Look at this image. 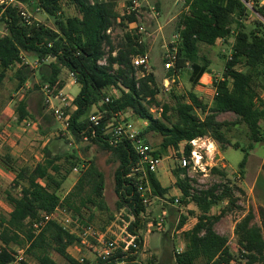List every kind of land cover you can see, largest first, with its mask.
<instances>
[{
	"label": "trees",
	"instance_id": "obj_1",
	"mask_svg": "<svg viewBox=\"0 0 264 264\" xmlns=\"http://www.w3.org/2000/svg\"><path fill=\"white\" fill-rule=\"evenodd\" d=\"M20 1L29 3V0ZM245 1L247 3L243 0H184L186 10L177 22V53H170L175 60L173 67L166 69L167 78L176 79L183 69L189 68L190 81L197 85L209 72L210 65L207 57L199 61L200 45L216 46L222 42L230 46L223 77L214 81L216 95L210 108L194 92L188 97L177 96L174 109L159 102L161 89L154 73L146 72L142 76L139 74L141 69L133 65L134 57L148 54L145 35L137 28H129V24L137 21L136 13L123 16L115 1L36 0L35 8L51 17L54 26L35 19L28 23L19 3L5 10L0 8V21L6 26L5 34L0 38V84L11 71L16 93L23 92L27 83L33 81L30 92L44 93V87L48 86L49 94L57 97L66 86V76H73L81 89L73 100L75 109H68L71 120L65 135L78 145L95 144L110 154L111 163L118 164L115 171L116 211L122 214L121 227H126L127 233L136 238L129 251L123 250V244L108 261L142 264L138 261L144 243L140 231L149 225L148 216L152 215L149 205L155 199L165 198L169 192L168 188L162 187L156 173L148 172L145 176L136 171L140 157L133 141L117 139L111 131L120 117L125 119L131 113L147 121L148 125L140 135L144 140L145 134L151 132L163 137L160 151L154 152L157 156L171 147L179 149L182 143H186L185 154L190 156L191 142L203 137L216 141L222 153L229 147L241 150L245 153L239 164L242 174L254 145L249 146L251 149H242L229 138V132L236 125H245L253 143L264 141V100L259 94L260 88L264 89V5L259 6L261 0H257L258 5H251V0ZM252 10L260 18L248 25L246 19ZM24 56L38 59L40 66L32 68L23 64ZM47 59L50 60L48 63ZM45 99L43 97L37 116H46ZM95 107L97 110L93 112ZM155 107L161 109L159 118L152 112ZM226 113H233L236 120L220 121L218 117ZM17 114L19 125L24 120L39 119L25 97L18 103ZM92 115L100 117L98 124L91 121ZM40 131L49 135L51 126H44L42 122ZM0 146H3L1 141ZM44 157L35 166H19L10 149L0 152V166L15 175L11 189L6 192L12 211L8 217L0 216V264L13 262L19 249H25L26 256L39 264H57L50 256L52 251L64 257L68 264H96L97 261L77 259L68 252L72 246H82L78 234L64 229L56 221H51L36 234L32 221L57 208H66L83 227L91 226L105 232L104 227L99 229L92 222L93 212L89 219L82 216L83 208L111 212L105 199V175L95 162L88 165L81 160L76 151L52 156L46 147ZM64 161L70 165L68 169ZM77 168H80V176L76 184L62 197L64 181ZM211 172L220 174L225 182L199 189L193 184L195 179L189 177L188 168L178 164L173 171L176 185L182 192L180 203L186 207L193 204L198 212L195 226L181 235L184 248L175 253V264H231L234 260L228 237L219 234L216 225L229 212L242 209L237 204L241 201L240 195L245 193L227 180V175L218 167L212 168ZM147 180L151 194L144 190ZM143 194L148 197L149 204L144 203ZM222 203L226 204L223 210L213 214V208ZM262 212L260 222H254L256 215L252 210L235 227L245 264H264L263 209ZM194 214L189 211V216ZM189 216L181 215L177 231L184 227ZM112 220L114 215L109 217L108 223ZM153 259L152 264H156V257ZM19 264L31 263L26 257Z\"/></svg>",
	"mask_w": 264,
	"mask_h": 264
},
{
	"label": "rangeland",
	"instance_id": "obj_2",
	"mask_svg": "<svg viewBox=\"0 0 264 264\" xmlns=\"http://www.w3.org/2000/svg\"><path fill=\"white\" fill-rule=\"evenodd\" d=\"M112 1L117 2V9L120 13H123L125 7L131 4V0ZM138 1L140 5H142V23L141 21H139V23L145 26L146 32L144 35L150 60V68L147 73H154L157 79L161 89L158 96L159 102L161 104H168L174 109L177 96L188 97L190 92L194 90V85L190 81L191 70L189 68L183 69L181 73L176 76V79H169L170 84L166 81L168 80V71L165 67V60L170 53H177V43L179 41L177 22L180 15L186 10L185 2L184 0ZM251 1V5H258L257 0ZM35 2L36 0H29V3L20 1L19 4H21L23 11L30 19H35L49 26H54V20L42 10L36 9ZM29 4H31V6ZM260 5H264V0L260 1L259 6ZM66 11L73 12V10L69 8H66ZM257 17L260 18L259 14L252 10L246 19L248 25L252 24ZM0 31L6 32V26L1 21ZM116 33H120V30H116ZM230 53V46L223 45L222 42L216 50L212 46L200 45L199 61L203 60L204 57L216 56L215 68L217 69L219 79H221V72L224 69L227 59H225V57H229ZM240 68L244 70L243 67ZM12 75L13 73L10 71L7 78L0 84V129H5L7 132L9 143H2L3 146H0V149L4 153L7 149L14 148L16 154L12 155V157L19 166H26V164L35 166L38 161L42 162L45 159V157L42 158V155L45 154L46 147H49L52 156H60L65 153L76 151L78 152L79 158L85 161L86 164L89 165L92 161L95 162L105 175V199L111 212L104 213L97 209L83 208L82 216L85 219H89L93 212L92 222L99 229L104 227L106 229L105 231L108 230L111 240L118 241L119 246H123L124 241H126V234L124 233L125 230L121 227L122 222L120 217L122 214L116 211V202L118 198L115 193V171L118 164L111 163L109 161L110 154L106 151H102L95 144H76L74 140H72L73 138L69 135H65L66 133L62 130L61 124L55 120L48 107L45 108V117L37 116L42 106V99L46 97L45 92H30L34 84L33 81H30L27 83V88L23 92L16 93V82L12 80ZM77 89H79V87H77ZM259 94L260 98L264 100V89L260 88ZM211 96H208L209 98L206 97L208 102L211 101ZM23 97L28 100L32 112L39 118L35 121L32 119L37 123V127L25 131L19 130L17 121V106ZM53 103H57V101H53ZM152 112L155 117L159 118L161 116L160 108L155 107L152 109ZM125 119L133 122L141 131L148 125L147 121L140 120L131 115V113ZM218 119L220 121L234 122L236 116L233 113H226L220 115ZM42 122L44 126L48 124L51 126L49 135H43L41 133L40 123ZM228 135L234 143H239L242 149H251L249 146L251 144L254 145L253 149L250 150L248 163L243 169V174L240 171L239 164L244 159L245 153L231 147L222 153L219 144L210 138L216 147V153L220 155V160L217 158L216 160H212L213 149L207 150L204 148V143H200L204 154V162L209 164V170L204 173L200 170L196 172L190 169L189 177L195 179V183L193 182L195 187L199 189L210 188L214 184L225 182V178L220 174H213L211 172L212 168L218 167L227 175V180L244 191L245 195L242 196L237 192L241 197V201H239L237 205L242 209L236 208L232 212H229L216 225V228L222 235L229 239V246L234 254V260L231 264H245L246 259L243 258L240 252V246L235 235V227L236 224L252 210L256 215L254 222H260L261 220L263 214L262 209L264 210V141L253 143L249 138V130L245 125H236ZM144 138L145 142L155 149V151H160L163 141V137L160 134L151 132L145 134ZM9 145H11V147ZM176 150L177 149L171 147L167 152L161 154L165 160L161 163L158 170L161 173L159 179L163 182L162 172L163 168L166 167L172 191L167 198L161 199V201L155 199L152 201L151 206L149 205V212L152 213V215L148 216L149 225L146 229L140 231L144 243L138 261L142 264H152L154 260L153 257H156L154 261L156 264H175V253H177L181 244L180 242H182V234H177V225L181 215L187 214L191 208H196L193 204H191V208H188L180 203L182 197L180 193L181 190L175 184L176 177L171 173V171H175L178 168L177 156H179V154ZM23 157L26 160L23 159ZM64 163L66 169H68L70 165L65 161ZM4 171L5 174L7 173L9 175L3 178L0 177V216L8 217L9 213L12 211V206L7 202L6 192L11 189L12 177H15V175L10 171V173H8L6 169ZM79 176L80 168H77L64 181L60 192L62 197H65L73 189ZM171 199H175V202H171ZM176 200L178 201L176 202ZM225 206V203L220 204L213 208L212 213L219 214ZM64 210L72 215L71 211H68L66 208H64ZM111 215H114V220L108 223ZM69 252L77 259L86 258L95 261L96 258V251L94 247L91 246L71 247ZM50 256L57 264H68L66 259L55 251L50 252ZM26 257L31 264H39L34 258L28 255ZM199 264L204 263L200 262Z\"/></svg>",
	"mask_w": 264,
	"mask_h": 264
},
{
	"label": "built area",
	"instance_id": "obj_3",
	"mask_svg": "<svg viewBox=\"0 0 264 264\" xmlns=\"http://www.w3.org/2000/svg\"><path fill=\"white\" fill-rule=\"evenodd\" d=\"M19 2L18 0H0V8H3L4 10L7 7L17 5ZM142 5H140L138 0H131V4L127 5L125 7V10L123 13L124 15H130L131 13H136L137 21L135 23L129 24V28H137L140 33H145V26L140 25L139 21H141V15H142ZM22 15L24 19L30 23V17L23 11ZM142 23V21H141ZM5 34V32L0 31V38ZM168 61L165 63L166 69H170L174 65L175 56H171L170 54L167 55ZM50 60L47 59L46 62L48 63ZM40 61L38 59H32L27 56L23 57V64H27L31 66L32 68H38L40 66ZM133 65L137 69H141L140 75H144L148 69L150 68V60L148 55H138L134 57L133 59ZM145 71V72H144ZM73 80L74 77L70 76ZM167 83L170 84L169 79L166 80ZM45 95H46V104L47 107L52 112L55 120L61 124L62 130L67 132L70 127V120H71V114L68 109L71 107L72 109H75V106H73V100L70 99L69 96L63 95L60 93L57 97H52L49 94V88L48 86L44 87ZM109 100V99H107ZM53 101H57V103H53ZM100 120V117L98 115H92L91 121H93L95 124H98ZM37 123L33 120H24L19 125V130L25 131L30 128L37 127ZM111 131L114 134V137L117 139L121 138H127L133 141L134 148L136 153L140 157L139 166L136 169V171L143 172V174L146 176L148 172L157 173L159 170V167L161 166V163L163 162L162 156H157L154 154L155 149H153L150 145H148L143 138H141V130L130 121L125 120L123 117H120V121H118L116 124L113 125ZM87 140V137L84 138ZM0 141L2 143H8V137L7 132L5 129H2L0 132ZM200 143H204L205 149L210 150L213 149V158L212 160H216L217 153H216V147L214 146V143L210 140L209 137H203L195 139L191 142V145L193 146L192 152L190 156H187L185 154V145L186 143H182L179 147V149L176 150V152L179 154L177 156L178 164L182 168H188V172L190 169L194 171H202L206 173L209 170V164L204 162V154L202 152V147ZM208 143V144H207ZM9 144V143H8ZM214 146V147H212ZM209 155V154H208ZM149 194H151V186L149 181L147 180V187L144 189ZM144 197V194H143ZM144 203L149 204L148 197H144ZM178 201V200H176ZM133 219V218H132ZM56 221L58 222L64 229L69 230L71 233L78 234L81 238L82 246L80 247H86L91 246L94 247V250L96 251V258L95 261H97L96 264H125V261L112 263L111 261H108L110 257L116 252L119 246L118 241H113L109 237V231L100 232L95 230V228L89 226L87 228L83 227L79 221L78 218L73 217L72 215L68 214L63 208H57L54 212L49 214H42V216L38 219H35L32 221V228L36 232V234L41 233L46 226L51 222ZM124 233L126 234V241H124L123 244H125V247L123 250L125 252L129 251V246L135 241L136 236L130 235L127 233L126 227L122 228ZM92 243V244H91ZM94 245V246H93ZM178 251H181V249ZM26 259V254L24 249H19L17 253V257L13 262H10L9 264H19L21 261H24Z\"/></svg>",
	"mask_w": 264,
	"mask_h": 264
},
{
	"label": "crops",
	"instance_id": "obj_4",
	"mask_svg": "<svg viewBox=\"0 0 264 264\" xmlns=\"http://www.w3.org/2000/svg\"><path fill=\"white\" fill-rule=\"evenodd\" d=\"M161 15V14H160ZM159 15V16H160ZM158 19V18H157ZM218 46H219V44L218 45H216V46H212L215 50L218 48ZM224 51H225V48H224ZM146 55H148V57H149V54H146ZM208 58V60H209V62H210V65H209V72L208 73H206L204 76H202V78L200 79V81H199V83L197 84V85H195L194 86V90L192 91V92H194L196 95H197V97L199 98V100H201L204 104H206V105H208V107L210 108L211 106H212V104H213V100H214V97H215V95H216V88H215V86H214V81H215V79L217 78V79H219V75H218V73H217V69L215 68V65H216V61H215V58H217L216 56L215 57H213V56H208L207 57ZM201 59V58H200ZM220 74V73H219ZM222 74H223V70H222V72H221V77L220 78H222L223 76H222ZM67 77V79H66V86L63 88V90L61 91V94H63V95H67V96H69L70 97V99L71 100H74V98L77 96V94L80 92V89H81V87H80V85L78 84V83H76V81L75 80H73L70 76H66ZM37 80V79H36ZM77 87H79V89H77ZM29 88V87H28ZM212 95V96H211ZM211 96L212 97V99H211V101L210 102H208L207 101V99H206V97L207 98H209V97ZM24 98V97H23ZM97 110V108L95 107L94 109H93V112H95ZM2 130V129H1ZM10 147H11V145H9ZM15 150H14V148L12 149H10V152H11V155H15L16 153L14 152ZM0 152H2V150L0 149ZM219 154V153H218ZM217 154V155H218ZM42 158H44V154L42 155ZM23 159H25L24 157H23ZM164 159V158H163ZM26 160V159H25ZM165 160V159H164ZM164 160H163V162H164ZM41 161H38L37 162V164L38 163H40ZM27 165V164H26ZM33 166V165H32ZM4 168L2 167V166H0V177L1 178H3L4 176H7V175H9V174H5L4 172V170H3ZM8 173H10L9 171H7ZM163 174H162V176H163V182L159 179V177H160V175H161V173L158 171L157 173H156V176H157V178H158V180H159V182L161 183V185H162V187L163 188H168L169 189V192H168V194H166V197L165 198H167L168 196H169V194H171V191H172V187L170 186V179H169V177H168V174H167V172H166V167L165 168H163V172H162ZM171 173H172V175L174 176V174H173V171H171ZM5 174V175H4ZM12 174V173H11ZM175 177V176H174ZM14 180V177H12V181ZM175 184H176V181H175ZM181 194H182V192H180ZM182 196V195H181ZM165 198H163V199H165ZM182 198V197H181ZM157 200H160L161 201V199H157ZM191 206V204L190 205H188L187 207L188 208H191L190 207ZM190 211H194L195 212V214L193 215V216H189V212L186 214L185 213V215H187V216H189V218H188V220H187V222H186V224L184 225V227L181 229V230H178L177 231V234H182L183 232H187V231H189V230H191L194 226H195V224L197 223V216H198V212H197V209L196 208H191L190 209ZM192 219V220H191ZM216 231L219 233V234H221L218 230H217V228H216ZM152 233H154V232H152ZM222 235V234H221ZM181 244H180V246H179V250L181 249V251L183 250V248H184V244L182 243V242H180ZM72 247H78V246H72ZM71 248V247H70ZM69 248V249H70ZM69 249H68V252H69ZM70 253V252H69Z\"/></svg>",
	"mask_w": 264,
	"mask_h": 264
},
{
	"label": "water",
	"instance_id": "obj_5",
	"mask_svg": "<svg viewBox=\"0 0 264 264\" xmlns=\"http://www.w3.org/2000/svg\"><path fill=\"white\" fill-rule=\"evenodd\" d=\"M245 3H247L245 0H243ZM217 159H219L220 160V155L218 154L217 155Z\"/></svg>",
	"mask_w": 264,
	"mask_h": 264
}]
</instances>
